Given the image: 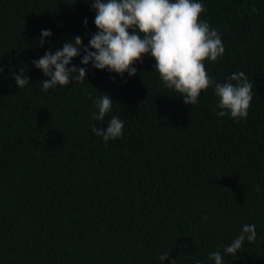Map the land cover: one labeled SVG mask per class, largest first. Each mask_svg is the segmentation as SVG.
<instances>
[{"label": "trees", "instance_id": "16d2710c", "mask_svg": "<svg viewBox=\"0 0 264 264\" xmlns=\"http://www.w3.org/2000/svg\"><path fill=\"white\" fill-rule=\"evenodd\" d=\"M199 2L225 47L206 72L253 81L246 119L217 117L212 88L186 105L149 55L135 76L89 64L83 81L44 92L32 61L76 36L87 46L95 11L84 0H0V264H215L217 250L223 264H264V0ZM20 68L22 89L10 75ZM103 93L114 103L101 122ZM113 115L123 135L105 143L92 126ZM245 224L256 240L225 255Z\"/></svg>", "mask_w": 264, "mask_h": 264}, {"label": "clouds", "instance_id": "9594fccd", "mask_svg": "<svg viewBox=\"0 0 264 264\" xmlns=\"http://www.w3.org/2000/svg\"><path fill=\"white\" fill-rule=\"evenodd\" d=\"M84 2L90 3L95 11L97 31L90 36L87 46L83 44L81 36H76L63 42L62 48L55 52L49 49L39 59L32 61L48 78L41 81L42 91L83 81L89 64L94 69L107 70L121 77L125 72L129 77L135 76L137 68L134 62L143 63V57L149 55L156 62L153 69L158 72L163 87L182 97L186 105L197 104L202 90L212 88L218 99L216 108L220 109H214L217 117L230 115L234 120L247 118L255 94L253 81L245 73L236 72L228 78V82H216L206 72L205 61H217L223 56L225 47L218 30L200 19L206 9L199 0ZM83 23L87 28V19ZM51 36V30H42L40 46L45 44V38ZM76 57H81L83 67L72 64ZM4 68L0 63V74ZM10 75L20 89L29 84V77L23 68H20L19 75ZM113 103L109 94H101L93 104L98 110V113H93V119L104 121L105 116L112 112ZM123 130L124 122L115 115L106 128L92 126V132L102 137L105 143L122 137ZM256 236L254 224L243 225L240 234L224 246L223 253L236 256L243 249L244 242L252 244ZM168 258V252L159 256L161 262ZM209 259L214 260L215 264H223L220 250L211 252ZM170 264H177L176 259H172ZM196 264H200V261L197 260Z\"/></svg>", "mask_w": 264, "mask_h": 264}]
</instances>
